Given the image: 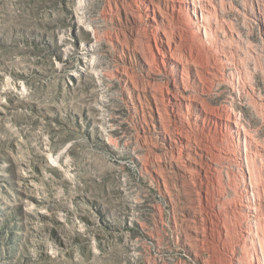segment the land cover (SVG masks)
I'll return each mask as SVG.
<instances>
[{"label":"rangeland","instance_id":"374dc122","mask_svg":"<svg viewBox=\"0 0 264 264\" xmlns=\"http://www.w3.org/2000/svg\"><path fill=\"white\" fill-rule=\"evenodd\" d=\"M127 3L0 0V264H264V0L169 17L221 127L152 110L180 66L149 73Z\"/></svg>","mask_w":264,"mask_h":264},{"label":"bare ground","instance_id":"6f19581e","mask_svg":"<svg viewBox=\"0 0 264 264\" xmlns=\"http://www.w3.org/2000/svg\"><path fill=\"white\" fill-rule=\"evenodd\" d=\"M194 1L195 0H190V1L189 0H132V1L128 0L127 5L129 6L128 7L129 13L133 18L132 20H134V22L136 23L135 48L138 54L140 55V57L142 58V60L144 61L145 65L147 66L149 73L157 76L163 74L164 71L166 70V65H167L166 62L168 60H174L177 63H179V64H170L175 68V73H177V65L180 66L179 77L173 76L172 78L173 89H170L168 84L153 85L151 83L152 85L151 86L149 85V87H147L146 90L150 88L147 91L150 92L151 97L153 99L154 106L152 107V110H156L157 113H158V107L156 104L157 98L159 99L161 98L163 100L165 99L166 104L165 103L164 104H165L166 112H168L169 115L172 114L181 118L187 117V115L190 114L192 108L196 107L195 104L199 103L200 111L203 112L205 116L209 115L211 117L210 119L213 127L228 126V124L230 123L226 118H231L228 116V112H227L228 108L226 110L225 108L211 109L209 106H207L208 104L206 105L204 102H202L201 99H200L201 101H198L196 100L197 97L192 98L191 94L190 93L188 94L189 90L192 91L191 78H193V84H196V80L197 83L199 82L202 84L204 79L212 78L216 76L218 71L217 69L214 68V64H212L211 67H210L211 63L210 65L183 64L184 62H182V60H180L177 56H175L176 54H174L175 52L174 50H172L171 47L172 43L170 37L172 33L171 30L172 26H170L169 20L171 18L169 19V17L173 18L174 15H177L179 17V15L182 14V12H186L188 10V6L192 4ZM193 11H195L196 15L198 14V12L203 14L201 11H198L195 7H193ZM202 17L203 16L201 15V18ZM136 19L138 20L135 21ZM194 20H195V24L198 25L200 23L198 15L194 17ZM223 61L224 59H221L219 63L217 62L218 65L220 63H223ZM179 124L184 128L190 125L189 123H184L181 119L179 120ZM234 125L235 127L239 126L237 123H235ZM184 144H186L187 147L190 146V140L184 139ZM188 151L189 154L187 156L190 157L191 156L190 153L192 152L190 151V149H188ZM194 154L198 155L199 157H202V154L197 153V151H195Z\"/></svg>","mask_w":264,"mask_h":264}]
</instances>
